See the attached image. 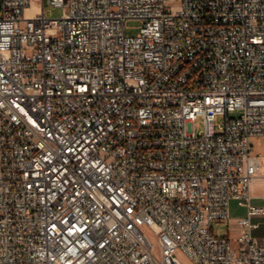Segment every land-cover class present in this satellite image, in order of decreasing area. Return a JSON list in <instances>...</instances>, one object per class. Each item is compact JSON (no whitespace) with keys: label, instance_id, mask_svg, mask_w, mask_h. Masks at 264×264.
I'll return each instance as SVG.
<instances>
[{"label":"built area","instance_id":"1","mask_svg":"<svg viewBox=\"0 0 264 264\" xmlns=\"http://www.w3.org/2000/svg\"><path fill=\"white\" fill-rule=\"evenodd\" d=\"M39 1L0 0V264H264V0Z\"/></svg>","mask_w":264,"mask_h":264},{"label":"rangeland","instance_id":"2","mask_svg":"<svg viewBox=\"0 0 264 264\" xmlns=\"http://www.w3.org/2000/svg\"><path fill=\"white\" fill-rule=\"evenodd\" d=\"M42 4L39 0H34L33 9L41 8ZM45 15L50 18H61L63 15V9L61 7L52 6L49 3L44 5ZM141 22L138 20H129L126 22V34L128 36H136L140 32ZM225 119L224 115H216L214 118V126L217 132H220V126L222 125ZM190 131H196L199 133L204 129V122L201 118H198L194 123H189ZM253 144V153L259 154L264 157V137H255L252 139ZM213 232L216 235H222L226 232L227 227L225 224V220L222 221H214L212 223ZM182 264H193L189 259L185 256H180Z\"/></svg>","mask_w":264,"mask_h":264},{"label":"crops","instance_id":"3","mask_svg":"<svg viewBox=\"0 0 264 264\" xmlns=\"http://www.w3.org/2000/svg\"><path fill=\"white\" fill-rule=\"evenodd\" d=\"M253 137L252 139H254ZM251 139V144H252ZM253 149V144H252ZM253 153V150H252ZM254 154V153H253ZM259 155V154H254ZM261 157V168L259 174L255 177L252 183V203L261 207H264V157ZM246 215V208L240 206L236 201L231 203V217L225 220L227 230L223 233V236L230 238L234 245H237V237L240 231L239 220ZM254 222L258 223V227L254 229L253 235L257 240L264 244V215H258L254 217ZM213 230V228H212Z\"/></svg>","mask_w":264,"mask_h":264},{"label":"water","instance_id":"4","mask_svg":"<svg viewBox=\"0 0 264 264\" xmlns=\"http://www.w3.org/2000/svg\"><path fill=\"white\" fill-rule=\"evenodd\" d=\"M0 7H1V4H0Z\"/></svg>","mask_w":264,"mask_h":264}]
</instances>
